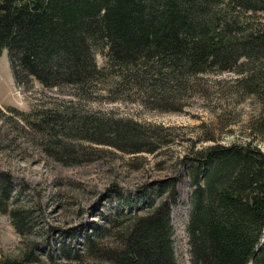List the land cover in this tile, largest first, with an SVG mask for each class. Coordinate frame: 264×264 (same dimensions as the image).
<instances>
[{
    "label": "rangeland",
    "instance_id": "1",
    "mask_svg": "<svg viewBox=\"0 0 264 264\" xmlns=\"http://www.w3.org/2000/svg\"><path fill=\"white\" fill-rule=\"evenodd\" d=\"M95 57L105 68L106 52ZM101 78L86 90L35 81L19 87L8 52L0 57V172L11 177V208L27 216L21 235L0 213V261L32 251L37 264H111L88 241L100 250L113 245L108 228L148 213L174 180V251L179 264H191L189 171L208 147L252 140L248 122L261 106L236 71L177 77L138 67ZM52 116L64 122L50 124ZM89 120L107 125L103 134L83 127ZM114 122L127 129L121 139L108 126ZM254 143L264 151V140Z\"/></svg>",
    "mask_w": 264,
    "mask_h": 264
},
{
    "label": "trees",
    "instance_id": "2",
    "mask_svg": "<svg viewBox=\"0 0 264 264\" xmlns=\"http://www.w3.org/2000/svg\"><path fill=\"white\" fill-rule=\"evenodd\" d=\"M98 50L106 52L103 69ZM4 51L19 87L35 81L86 90L105 71L124 74L138 67L177 77L236 71L261 110L248 122L252 140L208 147L189 171L191 264H264V151L254 143L264 140V0H0V57ZM82 122L100 134L107 127ZM108 126L116 139L127 132L118 122ZM10 182L0 172V213L22 235L27 216L11 208ZM161 187L160 197L167 189L161 203L151 200L148 213L108 228L115 242L106 249L89 240V251H103L111 264H179L171 222L176 182ZM38 262L28 251L0 264Z\"/></svg>",
    "mask_w": 264,
    "mask_h": 264
}]
</instances>
